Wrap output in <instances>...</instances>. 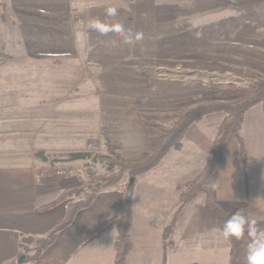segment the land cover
Masks as SVG:
<instances>
[{
    "label": "rangeland",
    "instance_id": "rangeland-1",
    "mask_svg": "<svg viewBox=\"0 0 264 264\" xmlns=\"http://www.w3.org/2000/svg\"><path fill=\"white\" fill-rule=\"evenodd\" d=\"M111 6L118 10L115 17L105 15ZM94 19L119 22L142 32L143 39L124 44L114 33L91 29ZM42 48L48 54L36 56L40 63L34 66L44 69L31 73L32 78L42 74L57 82L55 95L64 100L57 103V114L69 119L74 114L81 130L80 151L90 154L70 160V152H44L50 156L48 169H79L75 175L80 182L91 174L99 187L95 196L113 188L124 196L126 176L100 187L101 177L118 170L117 165L109 170L100 160V154H107L100 129L105 126L124 164L141 163L153 153L159 136L143 120L169 127L210 99L204 86L246 85L264 78V0H0V64L5 65L1 75L21 72L15 68L27 60L21 50ZM184 84L202 88L181 90ZM145 172L133 177L132 195L139 191L137 182ZM151 174L158 180L168 178V164ZM202 196L188 203V223L192 214L200 223ZM241 244L247 255L248 243Z\"/></svg>",
    "mask_w": 264,
    "mask_h": 264
},
{
    "label": "crops",
    "instance_id": "crops-1",
    "mask_svg": "<svg viewBox=\"0 0 264 264\" xmlns=\"http://www.w3.org/2000/svg\"><path fill=\"white\" fill-rule=\"evenodd\" d=\"M48 51L47 48L21 50L20 55L27 60L15 68L22 70L20 73L14 70L7 78L1 75L5 65L0 64V264H113L116 231L109 228L97 233V230L116 215L123 201V193L116 188L98 192L92 204L78 210L71 223L57 233L37 258L31 257L34 241L44 238L63 220L67 204L73 198L45 206L63 189L80 182L75 174L40 176L50 162L38 152L80 151L78 119L74 114L71 119L57 114L61 111L57 103H64L55 95L57 82L48 81L42 74L36 75V79L31 75L43 72L42 65L34 66L40 63L36 56L42 58ZM223 117V113L215 112L193 122L181 146L169 149L155 167L140 175L139 191L132 195L129 232L132 246L125 264H162L163 261L165 264H231L234 244L236 264H246L241 243H249L247 231L239 239L226 240L221 230L238 210L264 229L263 108H248L240 125L241 142L230 135L224 144L215 190L221 214H208L203 206L200 223L198 217L193 219V214L188 223V203L178 211L180 188L203 167ZM163 163L168 164L170 174L158 180L151 173ZM175 213L172 245L164 250L163 232ZM26 237L31 240L23 244L25 247L22 239ZM21 255L24 260L18 262Z\"/></svg>",
    "mask_w": 264,
    "mask_h": 264
},
{
    "label": "trees",
    "instance_id": "trees-1",
    "mask_svg": "<svg viewBox=\"0 0 264 264\" xmlns=\"http://www.w3.org/2000/svg\"><path fill=\"white\" fill-rule=\"evenodd\" d=\"M170 88L172 89L173 87L171 86ZM196 88H202V86L199 84H184L181 90ZM203 89L210 92V99L199 103L183 113L171 126L165 127L143 120L145 125H152L159 133L158 144L155 150L144 162L132 163L129 165L124 164L120 160L119 154L115 151V143L109 139L107 130L105 126H103L100 129L99 137L103 139V143L107 146V154H100V160L103 162L106 161L109 170H112L116 165L118 166V170L108 176L101 177L99 179L101 180L100 187L104 184L115 185L124 176L129 179L130 177H134L137 174L153 168L160 162L169 149L179 148L181 146L182 138L187 128L193 122L207 114L221 112L224 114V117L215 131L203 167L194 178L186 182L184 186L180 188L179 194L180 207H183L186 203L193 200L197 194L202 193L205 211L208 214L220 215L221 208L215 199V190L216 175L222 159L224 144L230 135H234L241 142L240 125L244 113L248 108L256 104H261L264 110V78L246 85H238L234 82H213L204 86ZM241 153L243 159L242 147ZM38 155L45 160H50V156L46 155L44 152H38ZM68 155L70 160H75L87 158L90 154L88 152L79 151L70 152ZM51 161L53 160L51 159ZM91 179V174H89L88 181L79 182L77 185L63 189L53 202L45 206L47 207L57 202L73 198L67 204L63 220L53 226L44 238L34 241L31 248L33 250L31 255L32 259L37 258L41 251L55 240L57 233L71 223L78 210L88 207L93 202L95 193L99 187H97ZM123 190V201L116 215L107 220L97 230V233L109 228H113L116 231L113 264H125L126 256L132 246L129 234L132 225V193L126 198V187ZM82 192H85L84 197L81 196ZM176 220L177 213H175L170 223L164 229V250L172 245L170 236L176 224ZM30 240L31 239L28 237L23 238L22 246H25L23 244ZM27 250L26 248V251ZM236 252L237 250L234 244L231 264H236ZM162 264H165L164 261Z\"/></svg>",
    "mask_w": 264,
    "mask_h": 264
},
{
    "label": "clouds",
    "instance_id": "clouds-1",
    "mask_svg": "<svg viewBox=\"0 0 264 264\" xmlns=\"http://www.w3.org/2000/svg\"><path fill=\"white\" fill-rule=\"evenodd\" d=\"M117 14L118 10L115 6L105 9L107 17H115ZM88 26L102 35L114 33L124 44L128 45H133L143 39L142 32L125 29L124 25L119 22L104 23L94 19L89 22ZM221 231L226 240L239 239L247 231L250 241L247 246L246 264H264V229L257 227L256 220L248 219L242 211L238 210L224 223Z\"/></svg>",
    "mask_w": 264,
    "mask_h": 264
},
{
    "label": "built area",
    "instance_id": "built-area-1",
    "mask_svg": "<svg viewBox=\"0 0 264 264\" xmlns=\"http://www.w3.org/2000/svg\"><path fill=\"white\" fill-rule=\"evenodd\" d=\"M77 171H79V169H67V168H59V169H53V170H50V169H43L41 172H40V176H44V175H58V176H63V175H73V174H76Z\"/></svg>",
    "mask_w": 264,
    "mask_h": 264
},
{
    "label": "water",
    "instance_id": "water-1",
    "mask_svg": "<svg viewBox=\"0 0 264 264\" xmlns=\"http://www.w3.org/2000/svg\"><path fill=\"white\" fill-rule=\"evenodd\" d=\"M133 184H134V178L133 177H130L129 178L128 185H127L126 193H125L126 198H128L131 195V191H132V188H133ZM23 260H24V255H21L19 257V259H18V262H21Z\"/></svg>",
    "mask_w": 264,
    "mask_h": 264
}]
</instances>
